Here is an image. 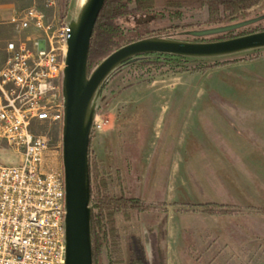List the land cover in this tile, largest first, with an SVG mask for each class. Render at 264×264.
<instances>
[{
    "label": "rangeland",
    "instance_id": "rangeland-1",
    "mask_svg": "<svg viewBox=\"0 0 264 264\" xmlns=\"http://www.w3.org/2000/svg\"><path fill=\"white\" fill-rule=\"evenodd\" d=\"M85 1L56 0L50 8L46 0L11 5L15 11L43 10L60 27L67 26L60 20L75 21ZM169 6L144 12L130 3L109 22L175 40H192L187 31L215 27L204 0ZM259 16L264 0L247 9L244 20ZM257 25L264 29V17ZM42 37L41 31L1 22L0 68L10 41L32 44ZM108 44L103 35L90 50L89 73L110 53ZM150 58L117 66L93 99L102 126L90 140L91 165L99 167L110 194L132 199L115 213L113 247L125 264H264V49L209 58L206 65H221L206 72L192 61L175 70L138 65ZM34 126L50 136L46 163L53 170L62 166V124ZM208 202L243 212L206 213L200 204ZM101 258L110 264L108 249H101Z\"/></svg>",
    "mask_w": 264,
    "mask_h": 264
},
{
    "label": "built area",
    "instance_id": "built-area-1",
    "mask_svg": "<svg viewBox=\"0 0 264 264\" xmlns=\"http://www.w3.org/2000/svg\"><path fill=\"white\" fill-rule=\"evenodd\" d=\"M9 22L43 37L10 41L0 68V264H64V174L46 163L50 136L34 125L62 124L69 28L54 30L34 7L13 11ZM101 126L95 115L92 132Z\"/></svg>",
    "mask_w": 264,
    "mask_h": 264
},
{
    "label": "water",
    "instance_id": "water-1",
    "mask_svg": "<svg viewBox=\"0 0 264 264\" xmlns=\"http://www.w3.org/2000/svg\"><path fill=\"white\" fill-rule=\"evenodd\" d=\"M105 0H86L66 39L62 76V168L65 188L64 264H93L90 230L91 194L89 148L95 114L93 99L104 79L119 65L144 54L215 58L264 49V30L215 41H186L147 37L132 41L107 55L90 73V40ZM264 16L201 30L187 31L194 38L221 34L260 21Z\"/></svg>",
    "mask_w": 264,
    "mask_h": 264
},
{
    "label": "trees",
    "instance_id": "trees-1",
    "mask_svg": "<svg viewBox=\"0 0 264 264\" xmlns=\"http://www.w3.org/2000/svg\"><path fill=\"white\" fill-rule=\"evenodd\" d=\"M208 5L209 18L208 22L214 26H221L231 24L237 21L244 20L246 16V10L255 5L258 0H204ZM130 3H135L141 11H149L155 6L170 7L169 5L178 4V0H105V3L100 10L97 20L94 25L93 33L90 40V50L97 45L101 36L106 35L109 40L108 47L110 53L121 47L124 44L130 43L135 40L150 37L146 35L147 30L142 29V26H133L125 28L116 22L110 23L113 14L118 9H123ZM177 17L179 12L176 13ZM258 22L244 26L239 29L231 30L221 34L210 35L196 39V41H215L220 39H228L237 37L240 35L262 31L264 29L257 28ZM218 35V36H217ZM109 53V54H110ZM107 54V55H109ZM106 55V56H107ZM105 56V57H106ZM142 56L154 57L151 61L140 62L138 65L143 66L146 64H152L155 67L167 66V70H175L178 67L180 69H186L187 62H196V70L206 72L208 69L218 67L221 63L214 62L213 64L206 65V60L209 58H194V57H183L169 54H144ZM104 57V58H105ZM141 56L137 57L138 60ZM103 58V59H104ZM102 59V60H103ZM102 60H99L95 66H97ZM237 60H225L222 64L235 63ZM126 63H129L128 61ZM89 69V60H88ZM93 137V132L91 134ZM91 165L89 158V176L91 174L94 178V187L91 186L90 181V194H91V219H90V230L92 240V253H93V264H102L101 249H108L111 262L110 264H125V259L122 256L121 251H116L114 240L117 238L116 234V216L115 213L119 212L123 207H128L129 201L132 199L123 194L112 195L106 189V181L99 172V167L96 163ZM128 197V198H127ZM203 208L202 211L206 213H217V214H234L243 212L234 205H226L215 202H208L200 204ZM257 209V208H256ZM252 208V211H257ZM261 211V208H259ZM262 212V211H261ZM118 246V245H117ZM118 252V253H117ZM116 254V255H115ZM120 254V255H118Z\"/></svg>",
    "mask_w": 264,
    "mask_h": 264
},
{
    "label": "crops",
    "instance_id": "crops-1",
    "mask_svg": "<svg viewBox=\"0 0 264 264\" xmlns=\"http://www.w3.org/2000/svg\"><path fill=\"white\" fill-rule=\"evenodd\" d=\"M22 2V0H0V3L1 4H3V5H0V23L1 22H8V23H10L9 22V20H10V17H11V15H12V13H13V10L15 11V9L14 8H12L13 7V5H11V3H15V2ZM64 20V19H63ZM63 20H60V24H68L67 22L65 23V22H63ZM61 27L62 26H58V27H54L53 26V29L54 30H59V29H61ZM13 37H15V34H14V36ZM167 109H169V108H167ZM178 109V108H177ZM168 112V110H166V112H164V114H163V116L166 114ZM186 115H188V112L186 113ZM189 115H191V113L189 114ZM191 117V116H190ZM159 120L160 119H162V118H158ZM62 169V166L60 165V166H58V167H56V170H61Z\"/></svg>",
    "mask_w": 264,
    "mask_h": 264
},
{
    "label": "flooded vegetation",
    "instance_id": "flooded-vegetation-1",
    "mask_svg": "<svg viewBox=\"0 0 264 264\" xmlns=\"http://www.w3.org/2000/svg\"><path fill=\"white\" fill-rule=\"evenodd\" d=\"M196 39H198V38H192V40H190V39H186V41H196Z\"/></svg>",
    "mask_w": 264,
    "mask_h": 264
},
{
    "label": "bare ground",
    "instance_id": "bare-ground-1",
    "mask_svg": "<svg viewBox=\"0 0 264 264\" xmlns=\"http://www.w3.org/2000/svg\"><path fill=\"white\" fill-rule=\"evenodd\" d=\"M78 1V3H80V4H82L83 2H84V0H77ZM79 4V5H80Z\"/></svg>",
    "mask_w": 264,
    "mask_h": 264
}]
</instances>
